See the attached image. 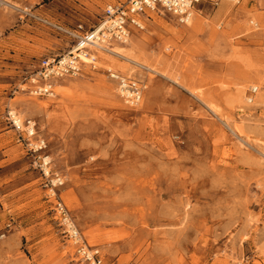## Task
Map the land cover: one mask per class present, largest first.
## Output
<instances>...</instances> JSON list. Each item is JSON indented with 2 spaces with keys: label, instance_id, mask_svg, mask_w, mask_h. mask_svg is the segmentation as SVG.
Segmentation results:
<instances>
[{
  "label": "rangeland",
  "instance_id": "1",
  "mask_svg": "<svg viewBox=\"0 0 264 264\" xmlns=\"http://www.w3.org/2000/svg\"><path fill=\"white\" fill-rule=\"evenodd\" d=\"M6 1L0 264H79L56 200L113 264H264V0L197 4L191 26L151 14L129 44L108 46L131 61L97 50V69L58 79L53 96L19 86L75 43L63 30L127 0ZM106 68L145 86L139 103L123 102ZM11 111L35 122L45 150L27 151ZM43 157L63 180L54 194Z\"/></svg>",
  "mask_w": 264,
  "mask_h": 264
},
{
  "label": "built area",
  "instance_id": "2",
  "mask_svg": "<svg viewBox=\"0 0 264 264\" xmlns=\"http://www.w3.org/2000/svg\"><path fill=\"white\" fill-rule=\"evenodd\" d=\"M219 0H127L107 4L102 16L96 25L84 29L82 24H77L74 29L63 30L72 36L75 43L63 54L46 55L39 60L34 72L28 73L21 85L20 90L29 95L53 96L55 82L64 77L77 76L83 73L85 64L92 70L97 69V50L101 46L108 47L111 41L124 43L129 38L132 30L144 29V22L151 14H167L172 16L178 23L187 24L193 16L196 5L207 3L216 6ZM237 3L239 0H228ZM102 51V50H101ZM107 76L116 83L117 91L128 105L139 103L145 86L137 79L124 76L116 71L106 68ZM257 90L256 86L249 88L247 100L251 101ZM11 115V114H10ZM10 122L25 141L27 151L37 154L45 150L47 142L37 136L36 124L32 119H24L21 123L15 122L10 116ZM43 157L39 164L45 186L54 194V188L63 183L62 177L51 174L49 160ZM54 212L61 233L66 241L73 247V257L79 264H113L106 261L100 248L89 245L83 234L76 226L67 208L61 201L54 204Z\"/></svg>",
  "mask_w": 264,
  "mask_h": 264
},
{
  "label": "bare ground",
  "instance_id": "3",
  "mask_svg": "<svg viewBox=\"0 0 264 264\" xmlns=\"http://www.w3.org/2000/svg\"><path fill=\"white\" fill-rule=\"evenodd\" d=\"M0 3H3V4H5V5H7V6H11V7H13V8H16V6L15 5H12V4H9L6 0H0ZM227 8H229L228 6H227ZM195 13H193V15H194ZM193 16H192V18L190 19V21H188V23H187V25H192V22H193ZM130 43V40H129V38H127L126 39V41H124V45H127V44H129ZM122 49H123V47L122 46H118V47H116V48H114V49H111V48H108V47H104L103 45L101 46V50L102 51H100V52H108V53H111V54H115V55H117V56H120V57H123V58H125V59H127V60H129V58L128 57H126L125 55H123L121 52H122ZM101 54H105V53H100V55ZM129 61H131V60H129ZM132 62H136V61H132ZM108 69H111V68H108ZM112 70V69H111ZM237 98V100H239V98H240V96L238 97H236ZM11 115L13 116V118H14V120H15V122H17V123H21V121H22V117L20 116V115H16V113L14 112V111H11ZM236 129L238 130V132H241V129L239 128V127H236ZM47 159H48V157H45L44 158V160L45 161H47Z\"/></svg>",
  "mask_w": 264,
  "mask_h": 264
}]
</instances>
